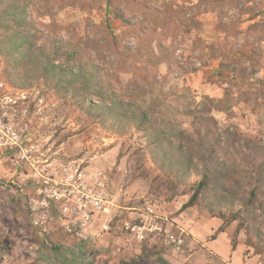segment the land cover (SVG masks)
I'll return each instance as SVG.
<instances>
[{
  "label": "rangeland",
  "instance_id": "374dc122",
  "mask_svg": "<svg viewBox=\"0 0 264 264\" xmlns=\"http://www.w3.org/2000/svg\"><path fill=\"white\" fill-rule=\"evenodd\" d=\"M29 14L44 55L99 67L105 91L155 121L147 132L91 112L80 94L59 93L39 75L16 87L0 54V78L24 95L19 111L32 132L51 137L61 156L107 171L117 205L111 213L131 219L149 205L184 231L179 251L159 233L142 242L126 232L105 236L92 246L99 261L264 264V0H110V10L106 0H34ZM169 124L182 131L180 140L192 141L190 171L151 150V134ZM211 149L237 167L236 181L217 196L211 174L195 204L181 210L204 177ZM21 177L0 157V248L16 253L36 242L19 198Z\"/></svg>",
  "mask_w": 264,
  "mask_h": 264
},
{
  "label": "built area",
  "instance_id": "2783aa9c",
  "mask_svg": "<svg viewBox=\"0 0 264 264\" xmlns=\"http://www.w3.org/2000/svg\"><path fill=\"white\" fill-rule=\"evenodd\" d=\"M21 98L0 78V157L24 178L19 198L36 242L29 252L1 247L0 264H57V251L77 254L87 264H106L92 246L118 232L140 242L159 233L166 246L181 249L183 229L153 207L137 210L131 219L111 213L117 205L107 171L79 156L63 157L53 149L51 137L36 136L26 111H19ZM55 234L65 240L55 239Z\"/></svg>",
  "mask_w": 264,
  "mask_h": 264
},
{
  "label": "trees",
  "instance_id": "16d2710c",
  "mask_svg": "<svg viewBox=\"0 0 264 264\" xmlns=\"http://www.w3.org/2000/svg\"><path fill=\"white\" fill-rule=\"evenodd\" d=\"M33 2L34 0H0V54L6 60V75L9 82L16 87H25L32 84L37 75L43 76L54 84L59 93L80 94L91 112L97 111V114L105 117L113 116L118 121L126 120L128 124L132 123L150 132L155 121L149 111L137 112L116 92L105 91L99 67L92 65L81 68L75 61L70 59L66 63L57 61L58 56L44 55L41 52L42 48L36 44L35 35L30 32L34 25L29 14ZM106 9L110 10V0H106ZM90 95L100 99V102H94ZM168 126L171 128H163L151 134V150L157 159H167V162L170 160L169 165L173 168L180 166L181 170L184 168L185 171L192 170L195 163V155L190 148L192 141L189 138L186 141L180 140L182 131L176 125ZM215 153L216 149L209 150V157L206 159L209 158L210 162L205 167L204 177L181 210L195 204L200 189L208 188L212 180L211 174H215L214 188L217 196L225 195L229 190V184L236 181L237 167L214 158ZM260 168L259 181L264 183V166ZM255 196V190L251 191L249 200ZM237 216L235 215L234 219L238 218Z\"/></svg>",
  "mask_w": 264,
  "mask_h": 264
},
{
  "label": "crops",
  "instance_id": "0c3cea01",
  "mask_svg": "<svg viewBox=\"0 0 264 264\" xmlns=\"http://www.w3.org/2000/svg\"><path fill=\"white\" fill-rule=\"evenodd\" d=\"M54 237L59 241L65 240V236L62 234H55ZM96 256L99 258V255H97V253ZM54 258L57 264H87V262L84 259H82L81 256L74 253H69L68 251L67 252L57 251L54 254Z\"/></svg>",
  "mask_w": 264,
  "mask_h": 264
}]
</instances>
